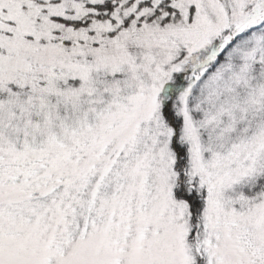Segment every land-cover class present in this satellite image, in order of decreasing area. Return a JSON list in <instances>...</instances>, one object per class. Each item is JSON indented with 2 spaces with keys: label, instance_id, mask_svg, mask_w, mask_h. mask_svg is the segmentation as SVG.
Wrapping results in <instances>:
<instances>
[{
  "label": "snow or ice",
  "instance_id": "obj_1",
  "mask_svg": "<svg viewBox=\"0 0 264 264\" xmlns=\"http://www.w3.org/2000/svg\"><path fill=\"white\" fill-rule=\"evenodd\" d=\"M0 264H264V0H0Z\"/></svg>",
  "mask_w": 264,
  "mask_h": 264
}]
</instances>
